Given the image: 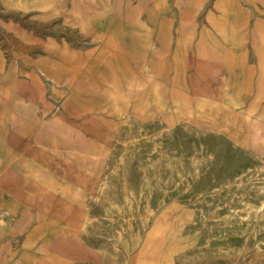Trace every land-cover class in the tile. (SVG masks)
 Segmentation results:
<instances>
[{
  "label": "rangeland",
  "instance_id": "374dc122",
  "mask_svg": "<svg viewBox=\"0 0 264 264\" xmlns=\"http://www.w3.org/2000/svg\"><path fill=\"white\" fill-rule=\"evenodd\" d=\"M262 37L264 0H0V264H264Z\"/></svg>",
  "mask_w": 264,
  "mask_h": 264
},
{
  "label": "bare ground",
  "instance_id": "6f19581e",
  "mask_svg": "<svg viewBox=\"0 0 264 264\" xmlns=\"http://www.w3.org/2000/svg\"><path fill=\"white\" fill-rule=\"evenodd\" d=\"M211 36V35H210ZM213 37V36H211ZM264 39V37H262ZM216 40V38H214ZM212 40V39H211ZM213 41V40H212ZM152 44V43H151ZM262 48V47H261ZM260 52V51H259ZM264 52V51H263ZM149 80V79H148ZM5 85V84H4ZM11 85V84H10ZM141 90V89H140ZM153 90V88H152ZM259 90V89H258ZM11 93L10 88H5L4 86H0V100H3L4 98H9ZM145 93V92H144ZM155 93V92H154ZM141 94V93H140ZM149 94V93H148ZM157 94V93H156ZM167 94V93H166ZM145 95V94H144ZM149 96V95H148ZM238 96V94H237ZM260 96V95H259ZM239 97V96H238ZM140 100V99H139ZM176 103H182L183 104V98L182 96H175ZM224 100V99H223ZM257 101V100H256ZM142 105V103H141ZM181 105V104H180ZM248 105V104H247ZM146 106V105H144ZM149 107V106H148ZM157 107V106H156ZM228 107V106H227ZM162 108V107H161ZM253 108V107H252ZM255 108V106H254ZM253 108V109H254ZM232 109V108H231ZM140 110V109H139ZM161 110V109H160ZM167 110V109H166ZM190 110V109H189ZM241 110V109H240ZM187 111L184 109V112ZM252 111V110H251ZM130 112V111H129ZM152 112V111H151ZM167 112V111H166ZM165 112V113H166ZM180 112V110H179ZM232 112V110H231ZM249 112V111H248ZM253 112V111H252ZM172 113V112H171ZM262 113V112H261ZM138 114V113H137ZM154 114V113H153ZM183 114V113H182ZM181 114V115H182ZM190 114V113H189ZM223 111L215 107L211 110V113L208 116V120L206 123L208 124L206 128L212 129L215 131H221L225 130L227 131L233 138H235L237 141L242 143L243 145L249 144L248 141L245 138V127L242 125V121L238 118V116H222ZM250 114V113H249ZM257 114V113H256ZM176 115V114H175ZM193 115V114H192ZM197 115V114H196ZM245 115V114H243ZM145 116V115H144ZM151 116V114H150ZM171 116V115H170ZM137 117V116H136ZM191 117V116H190ZM200 117V116H199ZM243 117V116H242ZM205 118V117H204ZM249 118V117H248ZM263 118V117H262ZM247 119V118H246ZM167 120V119H166ZM169 120V119H168ZM168 123V122H167ZM174 125V124H173ZM252 126V125H251ZM254 126V125H253ZM169 127V126H168ZM242 134V135H241ZM241 135V136H240ZM261 138V137H260ZM258 139V138H257ZM262 142V141H261ZM259 147V146H258ZM257 148V147H256ZM260 150V149H259ZM263 150V149H262ZM262 153V152H260ZM71 154V153H70ZM77 154V153H76ZM74 156V155H73ZM72 158V157H71ZM92 158V156H91ZM76 159V158H75ZM262 159V158H261ZM103 160V158H102ZM263 161V160H262ZM88 165V164H87ZM41 166V165H40ZM51 166V165H50ZM54 166V165H53ZM97 167V166H96ZM55 168V167H54ZM74 168V167H73ZM95 168V167H94ZM17 172V171H16ZM82 172V171H81ZM72 173V172H71ZM93 173V172H92ZM82 174V173H81ZM83 175V174H82ZM86 178V177H84ZM85 182V181H84ZM72 185V184H71ZM77 186V185H76ZM72 188V187H71ZM74 189V188H73ZM76 190V189H75ZM78 194V193H77ZM78 196V195H76ZM73 197V196H72ZM80 197V196H79ZM75 198V197H74ZM77 198V197H76ZM74 200V199H73ZM79 200V199H78ZM68 201V200H67ZM70 201V200H69ZM73 202V201H71ZM165 210V209H164ZM169 210V209H167ZM171 213V212H170ZM164 214V213H163ZM157 220V219H156ZM170 221V220H169ZM155 222V221H154ZM155 224V223H154ZM157 225V224H156ZM155 225V226H156ZM168 225V224H167ZM166 225V226H167ZM154 226V225H153ZM158 226V225H157ZM165 226V225H164ZM156 229V228H155ZM158 229V228H157ZM158 232V231H157ZM160 232V231H159ZM2 236V235H1ZM29 240V239H28ZM42 251V250H41ZM68 255V254H67ZM9 256V255H8ZM6 260V259H5ZM28 260V258H27ZM71 260V259H70ZM31 262V261H30ZM33 263V262H32ZM30 264V263H29Z\"/></svg>",
  "mask_w": 264,
  "mask_h": 264
}]
</instances>
